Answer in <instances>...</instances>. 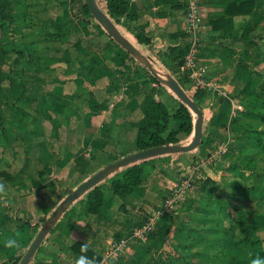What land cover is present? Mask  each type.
<instances>
[{
    "label": "crops",
    "instance_id": "0c3cea01",
    "mask_svg": "<svg viewBox=\"0 0 264 264\" xmlns=\"http://www.w3.org/2000/svg\"><path fill=\"white\" fill-rule=\"evenodd\" d=\"M124 1L135 5L138 18L136 21L124 20L122 27L131 33L136 41L137 35L145 39L143 46L154 61L176 80H182V87L188 95L197 96V106L204 120L201 144L196 150L188 153L191 155H184L185 160L172 157L173 155L149 159L151 162L146 167L143 182L134 195L126 200L108 197L102 205L100 215L85 214L84 203L78 200L59 221H67L69 218L65 217L74 215L75 209L80 208L81 211L76 213V223H73L75 231L71 232V244L81 241L96 254H100L110 241L121 238L133 227L142 224L149 214L161 205L164 195L179 181L173 172L177 171L176 174L182 176L199 161L217 156L214 161L210 158V165L199 170V175L195 178L196 185L193 184L192 191L183 203L186 209L181 205L176 217L168 221L171 228L165 242L161 244L159 239L152 236L146 244L132 243L122 258L109 263L184 264L177 258L175 262L164 261L161 254L164 247H168L173 253L177 248L182 249L180 245L183 237L176 235L175 231L186 234L191 214L203 212L199 203L208 198L217 200L215 188L208 192L200 190L204 180L207 178L219 183L225 169L242 157L241 150L245 144L238 140L242 130L237 128L234 118L241 112L237 110V106H241V101L248 96L246 88L249 89V79L255 75L251 59L256 57V44L254 41L234 40L232 35L246 24L255 25L259 20L262 21L264 2L256 4L248 16L225 14L224 9L235 0H199L198 66L205 69L207 81L218 85V91H215L207 88L193 89L187 71L182 69L183 62L176 69L168 66L176 64V53L189 44V37L185 32L187 0ZM81 25L92 27V32L101 38V54L90 48V53L86 51L82 59L79 57L81 60H72L66 67L58 65V68L55 67L56 73L54 72L60 78L54 95L59 102L62 101L63 105L67 106L65 109L75 113L70 125L62 129L61 135H58L54 142L66 143L65 148L68 149L72 165L75 163L73 159L80 156L81 149L86 146L95 147L97 152L100 150L101 156L107 157L108 151H112L111 155L119 153L115 146L112 150L109 149L111 145L108 147V143H133L137 134L136 125L143 118L140 104L148 87L141 83L149 79L142 66L132 65L127 61L124 51L111 42L102 28L96 29L88 22ZM83 52L81 50V54ZM81 63H84L85 67H82ZM105 63H108V66ZM150 85L155 90V99L163 102L172 112L178 104V99L167 88L155 83ZM131 86L138 87L140 91H129ZM66 87L69 88L68 91ZM79 102H83L85 107ZM73 108H76V112ZM57 236L62 240V235ZM47 240L49 241L48 237L35 253L36 264H75L79 256L70 250V246L54 247L50 244L51 246L46 247ZM167 241L173 243L172 248L166 246ZM62 249H67L66 254Z\"/></svg>",
    "mask_w": 264,
    "mask_h": 264
},
{
    "label": "rangeland",
    "instance_id": "374dc122",
    "mask_svg": "<svg viewBox=\"0 0 264 264\" xmlns=\"http://www.w3.org/2000/svg\"><path fill=\"white\" fill-rule=\"evenodd\" d=\"M83 1L12 0L11 12L7 22L0 27V48L2 49L0 53V130L6 123L9 127L14 128L15 123L18 127L16 132L22 133V131H25V127H27L26 129H32L33 127L36 129L40 128V125L48 123L44 127L45 131L33 136L30 142H27V138L25 139L21 134L19 137L17 136L19 140L16 139L6 148L0 145V171L6 172L5 177L0 178L4 180L6 185V188L3 187V191H0V264H11L12 262L9 259L22 256L23 251L29 247L51 212L69 194V191L75 189L85 179L112 162L114 158H118L122 154L125 156L129 148L132 147V142H124L121 145L119 143H108V147L111 145L109 149H113L115 146L119 153L111 155L112 151H108L109 154L106 157L101 156L100 150L97 152L95 147L86 146L85 149H81L80 156L73 159L75 163L73 162L72 165L71 158L67 153L68 149L65 148L66 143L54 141L57 140L58 135H61L62 129L70 125L71 118L75 116V113L68 108L65 109L67 106L65 107L62 101L55 103L54 106L57 108L53 111L48 110L47 114H51L52 120L57 124V130L54 128L51 130L53 122L49 119L45 120L38 116L37 110L43 107L41 102L45 101L47 94L56 93V85L60 80L55 74L57 71L55 66L48 71L40 67L42 63V61L40 63V57L41 59L42 57L49 59L48 57L55 56L60 51L70 49V47L73 48L72 45H76L79 41L84 52L88 51L90 53L91 50L99 54L102 52L101 38L92 32L94 29L90 26L81 25L82 21H78L79 23L75 21ZM97 2L102 6L104 5V0H97ZM16 6H20L18 12L15 10ZM67 17L70 18L66 19ZM64 20L67 21L69 29L65 36L60 37L58 34L62 33V29H59V25ZM261 20L259 28L254 30L256 37L253 41L256 44V57L251 59L255 82L258 83L264 77L263 15ZM36 26L39 27L38 30H36ZM85 27L87 33L83 30H81V33L76 31L77 28L84 29ZM119 28L145 55L151 57L154 65L162 73H168L154 61L149 52L132 37L131 33L127 32L122 26ZM32 29L35 30L34 33H31ZM26 44H33V46L28 51H24L23 54L19 53L18 51L24 49ZM60 53L62 55V52ZM105 64L108 66V63ZM62 69L64 70V68ZM13 77L15 81L21 80V78L27 80L33 77V79L27 81L25 87H21L18 92L17 83L12 80ZM35 79H38V81H35ZM68 90L69 88L66 87V91ZM15 91L18 93H15ZM12 94H16V97ZM79 103L83 105V108L85 107L83 102ZM240 107L241 110L239 111H242V106ZM83 108L78 109L83 110ZM73 109L75 111L76 108ZM5 110L10 111L11 114L5 112ZM10 116H12V119L8 118ZM191 138L192 136L181 142V144L189 143ZM40 141L46 145L50 157L48 163L40 161L43 156L35 148L28 153L29 147L27 145H33ZM186 154L191 155L185 153L173 155L172 157L185 160L184 155ZM176 172L172 174L180 180L181 175L176 174ZM198 173L199 171L195 173V178L199 175ZM114 177L115 175H112L110 178ZM228 177V179H231L232 175ZM99 185L106 184L102 182ZM80 199L79 201H81ZM81 202L84 203L83 200ZM235 203L244 204L248 210L253 209V202H250L246 197ZM78 211H81V209L78 208L75 209V212L72 211L74 215L69 214L72 216L65 217V219L69 218L67 221L63 220V222L58 221L56 223L47 236L49 241L47 240L46 247L51 245L54 247L70 246L72 241L71 232L75 231L73 223H76V213ZM67 213L68 211L65 214ZM230 213L233 222L225 239L219 246L224 254L220 264H229V258L245 246L242 235L235 223V213L232 210H230ZM251 227L253 229L252 237L255 242L259 243L252 248L254 257L264 258V223L260 221L252 223L251 219ZM57 235H62V240ZM166 246L172 248L173 243L170 244L167 241ZM167 248L164 247L161 254L164 261L175 262L176 258L180 260V254L177 250L173 253L172 250L169 248L167 250ZM67 249H62L63 253L66 254ZM35 255L30 264H36ZM120 258L122 256L116 260ZM202 258L206 262V258ZM203 260L193 258L191 262L192 264H204ZM240 264L247 263L240 262Z\"/></svg>",
    "mask_w": 264,
    "mask_h": 264
},
{
    "label": "trees",
    "instance_id": "16d2710c",
    "mask_svg": "<svg viewBox=\"0 0 264 264\" xmlns=\"http://www.w3.org/2000/svg\"><path fill=\"white\" fill-rule=\"evenodd\" d=\"M11 1L12 0H0V27L7 22L11 12ZM262 2H264V0H235L227 6L224 11L227 15L249 16L256 4H262ZM19 7L20 6L15 7L17 12L19 11ZM102 8L119 30V27L124 25V20L136 21L138 18L135 5L127 4L124 0H105L104 7ZM69 18L70 17H67L66 19ZM75 21L76 23H79L78 21H82V23H92L96 29H101L99 24L90 15L89 9L84 1L82 2L80 12L76 15ZM259 23L260 20L255 25L246 24L241 30L235 31L232 35L233 39L244 42H253V39L256 37L254 30L259 28ZM35 28L36 30L39 29L37 26ZM59 29H62V33L58 34V36H65L69 29L67 21H62L59 25ZM81 30L87 33L86 27L84 29H76L78 33H81ZM34 32L35 30L32 29L31 33ZM120 32L122 33L121 30ZM126 37L128 38V36ZM109 39L121 49L110 37ZM128 39L130 40V38ZM137 42L143 46L146 40L137 35ZM32 46L33 44H26L25 48L18 52L23 54L24 51H28ZM72 46L73 48L70 47V49L60 51L62 52V55L58 52L57 55L48 57L49 59L46 57H42L41 59L40 57V63L42 61L40 67L45 71H48L49 69L51 70L53 66L58 68V65L66 67L72 62V60L80 59L82 56L86 55L84 54L85 52L81 54L82 49L80 41ZM187 47L188 45L184 46L182 50H178L175 56L178 61L176 64H173L174 66L171 64L168 66L175 67V69L179 68L181 66L180 64L183 62L182 59H184ZM1 52L2 49L0 48V53ZM124 53L127 56V60H129L132 65H139L126 52ZM43 54L48 55L47 53ZM81 66L85 67V64L81 63ZM139 66L141 67V65ZM146 73L148 72L146 71ZM148 75L149 79L141 83V85L148 86L144 91L143 100L140 104L143 118L136 125V138L126 155L161 145L181 144V142L190 138L193 133L195 117L190 110L177 100V106L172 112H170L163 102L155 99V90L150 84L155 83L162 88L163 86L149 73ZM31 79H33V77L28 78L27 80L21 78V80L15 81V78H12V80L17 83L18 92L20 91V88L25 87V83ZM35 81H38V79H35ZM177 81L182 86V80L177 79ZM130 90L134 93L140 91L136 86L129 87V91ZM246 91L249 94L245 100L241 101L242 111L234 118V121L237 123V128L239 127L242 130L241 136L238 140L245 144L241 150L242 157L238 162L229 165L225 169V174L221 177L219 183L207 178L204 180V184L200 185V190L208 192L210 189L215 188L218 195L217 200L214 201L211 198H208L201 202L199 201V205L203 209V212L199 214H191L188 232L183 235L178 230L175 231L176 235H179L181 238L183 237L181 241L182 244L180 245L182 249L177 248L175 250L179 252V259L184 264H192L191 260L193 258L203 260L202 257L206 258V262L203 260L204 264L221 263L224 254L222 253L223 250L219 249V246L225 239L227 231L233 222L230 210L235 213V223L242 235L245 246L229 258V264H240V262L250 264L251 260L255 258L252 248L255 244L258 245L259 243L255 242L252 237L253 229L251 227V219L252 223L257 221L264 223V77L259 83L255 82V76L252 78L250 77L249 89L246 88ZM18 92L15 91V93ZM12 96L16 97V94H12ZM192 99L197 105V96H193ZM57 102H59V99L54 94H47L45 101L41 102L43 107L40 110H37L39 117L45 120L49 119L53 122L51 124V130L53 128L57 130V124L52 120L51 114H47V111L55 110L54 105ZM5 112L11 114L10 111L5 110ZM8 118L12 119V116ZM46 125H48V123L40 125V128L36 129L34 127L32 129H26L27 127H25V131L17 133L16 128L18 127H16L15 123L14 128L9 127L6 123L0 130V134L2 133L0 135V145L6 148V146H9L16 139L19 140L17 136L19 137L21 134H23L22 136H24L25 139L27 138V142H30L32 141L33 136H37L39 133L45 131L44 127H46ZM45 146L46 145L41 141L36 142L33 145L29 144L27 145V147H29L28 153L35 148L43 156L40 161L42 163L49 162L50 157ZM123 156L124 155L122 154L118 158H114L112 162ZM150 162L151 160L141 161L138 164L123 169L122 171L115 173L114 178H107L104 181V184L106 185H99L86 193L80 199L81 201H84L85 214L100 215L102 212V205L108 197L113 196L126 200L133 196L135 190L142 184L146 167ZM5 174V171H0V178L5 177ZM230 175H232V178L228 179V176ZM193 184L196 185L195 180L193 181ZM0 185L6 188L3 179H0ZM197 185H199V183H197ZM70 192L71 191H69V193ZM168 194L169 193L165 194L163 198ZM244 197L249 199L250 202H253L252 210H248L244 204L235 203ZM185 200L181 205H183ZM184 208L186 209V207ZM178 210L169 217H163L159 221L158 228L154 231L151 237L153 236L159 239L161 244L165 242L167 234L171 228L168 221L174 218ZM82 245H84V243L81 241H74L69 248L76 255H86L92 260L93 264L97 263L100 260V254H96L89 247L84 249ZM20 256H18V258L9 259L12 262L11 264H18L22 257Z\"/></svg>",
    "mask_w": 264,
    "mask_h": 264
},
{
    "label": "water",
    "instance_id": "95a60500",
    "mask_svg": "<svg viewBox=\"0 0 264 264\" xmlns=\"http://www.w3.org/2000/svg\"><path fill=\"white\" fill-rule=\"evenodd\" d=\"M87 5L90 15L99 24V26L106 32V34L130 57L139 63L156 81L163 87L167 88L173 95L184 105L195 117L192 138L187 144L175 145H161L125 155L118 160L105 165L92 176L81 182L75 189H73L65 198L55 207L47 220L41 226L31 244L21 257L18 264H30L35 253L40 248L43 241L54 228L56 223L67 212L69 207L82 198L86 193L99 186L107 178H110L115 173L122 171L141 161H147L152 158L185 154L196 150L202 140L203 130V114L193 101L192 97L183 89L179 82L170 74L162 73L157 69L151 57L145 55L137 47H135L117 28L114 22L107 16V14L99 6L97 0H84Z\"/></svg>",
    "mask_w": 264,
    "mask_h": 264
},
{
    "label": "built area",
    "instance_id": "2783aa9c",
    "mask_svg": "<svg viewBox=\"0 0 264 264\" xmlns=\"http://www.w3.org/2000/svg\"><path fill=\"white\" fill-rule=\"evenodd\" d=\"M199 17V0H187L185 32L189 37V44L183 59L182 69L187 71L188 80L194 87L193 89L207 88L218 91V85L211 81H207L205 69L198 66L197 46L199 43ZM237 110H241V107L237 106ZM216 157L217 156H211L210 158L214 161ZM210 158L199 161V163L190 167L186 174L178 181L177 185L170 190L169 194L163 199L161 205L149 214L144 223L133 227L118 240L110 241L107 248L101 251L100 260L94 264H109L111 261L123 256L130 244H145L149 242L150 235L154 233L158 227L159 221L163 217L173 215L178 210L181 203L188 197L195 178V173H197L201 167L210 165L212 163L209 161Z\"/></svg>",
    "mask_w": 264,
    "mask_h": 264
},
{
    "label": "clouds",
    "instance_id": "9594fccd",
    "mask_svg": "<svg viewBox=\"0 0 264 264\" xmlns=\"http://www.w3.org/2000/svg\"><path fill=\"white\" fill-rule=\"evenodd\" d=\"M99 4V3H98ZM104 4H105V0H104ZM99 6L102 8V7H104V5L102 6V5H100L99 4ZM102 10H103V8H102ZM185 12H186V10H185ZM104 31V30H103ZM105 32V31H104ZM106 33V32H105ZM123 50V49H122ZM124 51V50H123ZM125 52V51H124ZM187 52V51H186ZM139 64V63H138ZM140 65V64H139ZM128 155V154H127ZM183 176V175H182ZM181 176V177H182ZM180 177V178H181ZM193 185V184H192ZM0 191H3V186L2 185H0ZM144 223V222H143ZM158 228V227H157ZM156 228V229H157ZM153 234V233H152ZM151 234V235H152ZM151 235H150V238H151ZM119 239V238H118ZM117 239V240H118ZM149 241H150V239H149ZM148 243V242H147ZM146 244V243H145ZM82 247L84 248V249H86L87 248V244H84V245H82ZM75 264H93V262H92V260L89 258V257H87L86 255H80L76 260H75ZM250 264H264V258H262V257H259V256H257V257H255V258H253L252 260H251V262H250Z\"/></svg>",
    "mask_w": 264,
    "mask_h": 264
},
{
    "label": "bare ground",
    "instance_id": "6f19581e",
    "mask_svg": "<svg viewBox=\"0 0 264 264\" xmlns=\"http://www.w3.org/2000/svg\"><path fill=\"white\" fill-rule=\"evenodd\" d=\"M120 31V30H119ZM125 36V35H124ZM126 37V36H125ZM127 38V37H126ZM128 39V38H127ZM129 40V39H128ZM130 42H131V40H129ZM132 43V42H131ZM133 44V43H132ZM134 45V44H133ZM135 46V45H134ZM135 47H137V46H135ZM137 49H139L138 47H137ZM140 50V49H139ZM141 51V50H140ZM142 52V51H141ZM156 67V66H155ZM157 68V67H156Z\"/></svg>",
    "mask_w": 264,
    "mask_h": 264
}]
</instances>
